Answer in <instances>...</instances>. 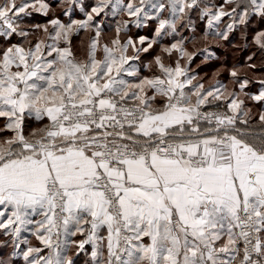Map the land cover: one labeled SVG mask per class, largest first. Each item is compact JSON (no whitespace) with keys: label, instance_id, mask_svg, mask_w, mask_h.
Masks as SVG:
<instances>
[{"label":"snow or ice","instance_id":"6c2138e0","mask_svg":"<svg viewBox=\"0 0 264 264\" xmlns=\"http://www.w3.org/2000/svg\"><path fill=\"white\" fill-rule=\"evenodd\" d=\"M0 264H264V0H0Z\"/></svg>","mask_w":264,"mask_h":264},{"label":"crops","instance_id":"0c3cea01","mask_svg":"<svg viewBox=\"0 0 264 264\" xmlns=\"http://www.w3.org/2000/svg\"><path fill=\"white\" fill-rule=\"evenodd\" d=\"M233 43H240L239 38H238V34H237V39L234 40ZM235 53H238V56L236 57V59L244 58L248 54L247 52H244V51H234L231 47H229L227 45H225L224 47H221L219 49H216V54H217V56L220 57V60L221 61L227 60L229 64L234 62L235 59L233 58V55ZM200 59H202V57ZM200 59H197V60H200ZM209 63L214 64L215 67H219V63L216 61H210ZM210 69H211V71L213 70L212 68H210Z\"/></svg>","mask_w":264,"mask_h":264},{"label":"rangeland","instance_id":"374dc122","mask_svg":"<svg viewBox=\"0 0 264 264\" xmlns=\"http://www.w3.org/2000/svg\"><path fill=\"white\" fill-rule=\"evenodd\" d=\"M237 56H238V53H235V54L233 55V58L236 59ZM196 63L199 64V63H200V60H197ZM203 71H204V72H209V71H211V69L208 68V67H205V68L203 69Z\"/></svg>","mask_w":264,"mask_h":264}]
</instances>
